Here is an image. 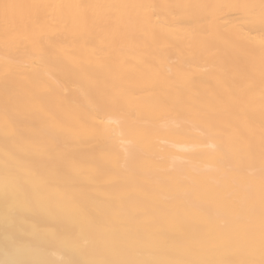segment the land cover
Here are the masks:
<instances>
[{
	"label": "bare ground",
	"instance_id": "bare-ground-1",
	"mask_svg": "<svg viewBox=\"0 0 264 264\" xmlns=\"http://www.w3.org/2000/svg\"><path fill=\"white\" fill-rule=\"evenodd\" d=\"M11 259L264 264V0H0Z\"/></svg>",
	"mask_w": 264,
	"mask_h": 264
},
{
	"label": "snow or ice",
	"instance_id": "snow-or-ice-1",
	"mask_svg": "<svg viewBox=\"0 0 264 264\" xmlns=\"http://www.w3.org/2000/svg\"><path fill=\"white\" fill-rule=\"evenodd\" d=\"M9 239L10 237H6V241ZM0 264H34V262H28L21 259H11L7 261L0 260ZM43 264H46V262H43Z\"/></svg>",
	"mask_w": 264,
	"mask_h": 264
}]
</instances>
